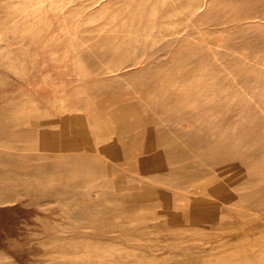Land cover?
<instances>
[{
  "label": "rangeland",
  "instance_id": "1",
  "mask_svg": "<svg viewBox=\"0 0 264 264\" xmlns=\"http://www.w3.org/2000/svg\"><path fill=\"white\" fill-rule=\"evenodd\" d=\"M9 15L0 264H264V0H0Z\"/></svg>",
  "mask_w": 264,
  "mask_h": 264
},
{
  "label": "bare ground",
  "instance_id": "2",
  "mask_svg": "<svg viewBox=\"0 0 264 264\" xmlns=\"http://www.w3.org/2000/svg\"><path fill=\"white\" fill-rule=\"evenodd\" d=\"M98 2V0H94V3ZM204 5V4H203ZM199 7H202V4H200ZM14 16L13 15H9L4 19V22H6V24H2L0 26V44H1V40L3 41V39L5 38V33L7 31V29L9 28L10 23H12ZM2 96V95H1ZM0 116L4 117L3 115L0 114ZM16 119V118H14ZM21 119H24V117L21 116ZM26 123L25 122H21V123H6L7 128H11V129H17V128H22L25 127ZM27 126V125H26ZM28 126L30 127H36L39 128V126H41L40 124H38L35 120L30 121ZM28 151V150H27ZM29 152V151H28ZM90 206L92 207V205H94V207L98 206L93 203V202H89ZM64 207V209L61 212V218L64 220V224H63V229H65L66 226L69 225H73V224H81L78 223L77 219H75V216L73 215V211L79 209L81 207V205L79 203H76L75 201L73 202H69V205L65 206L63 205L62 208ZM58 223V222H57ZM54 231H58L57 229H54ZM111 233V232H108ZM109 238L111 237V235H105L104 237L102 236V238Z\"/></svg>",
  "mask_w": 264,
  "mask_h": 264
}]
</instances>
